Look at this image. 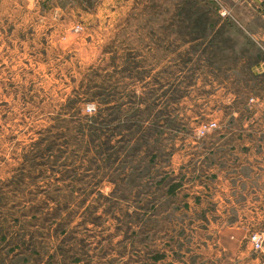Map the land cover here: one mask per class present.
Returning <instances> with one entry per match:
<instances>
[{"label":"rangeland","instance_id":"obj_1","mask_svg":"<svg viewBox=\"0 0 264 264\" xmlns=\"http://www.w3.org/2000/svg\"><path fill=\"white\" fill-rule=\"evenodd\" d=\"M86 3L0 0V264H259L208 156L264 109L254 37L222 0Z\"/></svg>","mask_w":264,"mask_h":264},{"label":"crops","instance_id":"obj_2","mask_svg":"<svg viewBox=\"0 0 264 264\" xmlns=\"http://www.w3.org/2000/svg\"><path fill=\"white\" fill-rule=\"evenodd\" d=\"M86 1L32 0V3L35 10L37 7L40 12L44 11V14L47 13V15L53 12V8L64 14L66 10H70V5L77 4L73 13L75 17L82 18L92 12L87 8ZM99 1L102 6L98 10L101 11H113L111 6L122 3V0ZM207 1L214 2L215 0ZM222 1L223 9L228 10L227 15L222 13L223 19L231 27H239L241 36L254 37L258 53V62L254 66L260 71L257 72V75H264V9L262 1ZM179 17H182L181 14L176 13L175 19ZM173 19V16L166 18V20ZM212 30L215 32V27ZM231 116L234 119L230 124L220 125L213 133H209V144L211 147L214 144L213 148L210 146L208 148L211 162L209 176L213 181L210 194L216 206L222 207V211L227 214L224 217V224L228 235L231 234L230 237L235 238L232 229L239 228L246 231L249 238L253 230H263L264 228V109L248 110L242 118H238L240 115L232 114ZM217 139L218 141H216ZM235 216L236 219H232ZM249 244L253 248V245ZM260 256L256 262L264 264V259H262L264 258V249Z\"/></svg>","mask_w":264,"mask_h":264},{"label":"built area","instance_id":"obj_3","mask_svg":"<svg viewBox=\"0 0 264 264\" xmlns=\"http://www.w3.org/2000/svg\"><path fill=\"white\" fill-rule=\"evenodd\" d=\"M261 1L263 2V5H264V0H261ZM227 14H228V10L225 9L223 11V15H227ZM92 108H95V107H92ZM212 127H217V124L213 123ZM249 238H250L249 240L251 244L253 245L254 249L260 250V251L264 249V230L263 231H259V230L253 231L250 234Z\"/></svg>","mask_w":264,"mask_h":264}]
</instances>
